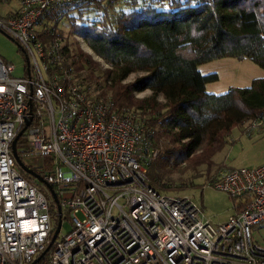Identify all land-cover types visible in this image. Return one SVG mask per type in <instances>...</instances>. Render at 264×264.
Returning <instances> with one entry per match:
<instances>
[{
  "label": "built area",
  "instance_id": "obj_1",
  "mask_svg": "<svg viewBox=\"0 0 264 264\" xmlns=\"http://www.w3.org/2000/svg\"><path fill=\"white\" fill-rule=\"evenodd\" d=\"M72 1L18 0L15 14L0 16V31L25 57L22 76L0 57V264H32L57 226L51 195L13 155L28 123L22 154L51 158L42 178L72 218L44 264H264L252 234L264 222V164L221 169L208 181L234 201L216 225L191 198L155 189V131L110 96H95L66 64L63 40L41 36L49 30L43 18Z\"/></svg>",
  "mask_w": 264,
  "mask_h": 264
},
{
  "label": "trees",
  "instance_id": "obj_2",
  "mask_svg": "<svg viewBox=\"0 0 264 264\" xmlns=\"http://www.w3.org/2000/svg\"><path fill=\"white\" fill-rule=\"evenodd\" d=\"M54 15L56 22L72 18V33L111 69L68 44L66 64L95 96H110L118 110H130L155 131L157 160L169 171L180 165L191 177L211 180L233 130L250 134L253 122L264 121V77L214 94L207 85L218 74L199 69L236 58L264 70V0H73ZM48 28L42 37L58 36L55 26ZM150 180L155 189L165 186L159 177Z\"/></svg>",
  "mask_w": 264,
  "mask_h": 264
},
{
  "label": "rangeland",
  "instance_id": "obj_3",
  "mask_svg": "<svg viewBox=\"0 0 264 264\" xmlns=\"http://www.w3.org/2000/svg\"><path fill=\"white\" fill-rule=\"evenodd\" d=\"M7 2L16 5V0H3V2L0 0V12H2L3 4ZM54 13L55 10L50 11L43 18L42 23L47 27L55 26L58 36L63 40L64 46L68 44L73 53L82 49L84 52L90 54L92 59L101 64L103 68L111 69L100 57L93 53L84 39L72 33V18L65 17L56 22L55 19L57 17H55ZM0 57L16 67L14 76H22L24 74V54L20 50L17 42L2 31H0ZM199 69L203 74H218L219 79L207 85V91L214 94L225 93L231 88L249 87L254 79L264 77V70L249 59L239 60L236 58H226L216 60L201 65ZM97 74L101 75V73ZM77 75V79L80 80ZM136 77L137 75L131 76L127 82L133 81ZM150 94L151 92L148 91L137 96L142 98ZM24 141L25 137L22 136L18 145V152L22 162L27 167L35 170L37 174L44 177L53 165L50 161L51 158L41 155L24 156L21 151L24 148ZM154 161L150 167V179L155 180L159 177L162 181L161 184H165V186L157 188L161 194L168 197L191 198L201 207L203 217L215 225L225 222L232 214L234 201L226 193L214 188L208 182L210 180L206 179L203 174H199V177H191L190 175L192 173L190 171L182 169L184 166L177 165V170L169 171L162 166L160 160L156 159ZM217 162L222 167L219 170L251 168L263 165L264 124L251 129L250 134L244 133L241 128H235L232 132L231 139L228 140V145L217 155ZM41 188L49 196L48 188L45 185H41ZM71 230V215L63 208V226L60 236L68 234ZM252 234L254 243L264 248V222L255 224L252 227Z\"/></svg>",
  "mask_w": 264,
  "mask_h": 264
},
{
  "label": "water",
  "instance_id": "obj_4",
  "mask_svg": "<svg viewBox=\"0 0 264 264\" xmlns=\"http://www.w3.org/2000/svg\"><path fill=\"white\" fill-rule=\"evenodd\" d=\"M28 126H29V123L27 124L26 127H28ZM26 127L18 134V136L16 137V139L13 142V145H12L13 155H14L15 159L17 160L19 166L22 168V170L25 173L29 174L30 176L35 178L39 183L45 185L48 188V191H49V193H50V195H51V197H52V199H53V201H54V203H55V205L57 207V211H58V222H57V226H56V228L54 230V233L52 235V238L50 240V243L48 244L46 250L32 263V264H38L50 252V250L53 247L55 241L58 239V237H59V235L61 233L63 210H62V205L60 204V200L58 198V195H57L55 189L53 188V186L47 184L46 181L42 178V176H40L35 171H33V169L27 167L22 162L20 156L18 155L17 142H18L19 138L23 136V133L26 130Z\"/></svg>",
  "mask_w": 264,
  "mask_h": 264
},
{
  "label": "crops",
  "instance_id": "obj_5",
  "mask_svg": "<svg viewBox=\"0 0 264 264\" xmlns=\"http://www.w3.org/2000/svg\"><path fill=\"white\" fill-rule=\"evenodd\" d=\"M2 2H3V0H2ZM18 9H19L18 0H16V5L12 4L10 2L4 3L3 8H2V12H0V16H3V17L11 16V15L15 14L18 11ZM5 61L8 62L7 60H5ZM217 224H220V223H217Z\"/></svg>",
  "mask_w": 264,
  "mask_h": 264
},
{
  "label": "bare ground",
  "instance_id": "obj_6",
  "mask_svg": "<svg viewBox=\"0 0 264 264\" xmlns=\"http://www.w3.org/2000/svg\"><path fill=\"white\" fill-rule=\"evenodd\" d=\"M51 15V14H50Z\"/></svg>",
  "mask_w": 264,
  "mask_h": 264
},
{
  "label": "flooded vegetation",
  "instance_id": "obj_7",
  "mask_svg": "<svg viewBox=\"0 0 264 264\" xmlns=\"http://www.w3.org/2000/svg\"><path fill=\"white\" fill-rule=\"evenodd\" d=\"M34 171V170H33Z\"/></svg>",
  "mask_w": 264,
  "mask_h": 264
}]
</instances>
